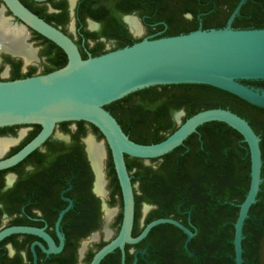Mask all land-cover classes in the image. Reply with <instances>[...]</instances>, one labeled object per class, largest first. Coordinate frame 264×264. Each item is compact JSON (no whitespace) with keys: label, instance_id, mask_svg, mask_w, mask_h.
<instances>
[{"label":"flooded vegetation","instance_id":"af4514ba","mask_svg":"<svg viewBox=\"0 0 264 264\" xmlns=\"http://www.w3.org/2000/svg\"><path fill=\"white\" fill-rule=\"evenodd\" d=\"M19 1L33 14L67 35L77 46L81 57L84 54L88 58L94 57L96 51L103 55L126 47L128 36L131 40L141 41L177 36L199 28H224L241 0H88V3L74 0L73 4L70 0ZM252 1L255 0H245L231 24L232 29L235 22L252 25L256 18L246 14L247 10L255 6ZM0 16L11 27L25 31V44L34 52V60L29 64H25L22 57L2 53L0 81L17 80L14 78L17 74L42 75L62 63V50L23 25L2 0ZM167 16L172 17L171 22L166 21ZM127 19L135 20L140 35L131 31ZM178 24L183 25V31L177 28ZM125 33L128 36H124ZM248 86L263 92L264 80H257ZM259 109L256 127L252 129L260 138L261 145L264 144V109ZM178 112H183L181 123L186 115L184 110L173 113L172 119L177 127L175 114ZM66 123L56 125L46 142L24 160L12 168L0 170V232L16 226L40 229L56 247L60 245L59 233L63 239L62 249L57 254L47 255L42 249H48L43 239L34 235L12 234L0 241V264H33L34 254L37 264H90L94 254L119 232L121 222L117 218L122 210L119 201L114 204V200L119 197L111 195L113 183L108 168L110 151L104 138L99 139L89 125L85 126L86 134L83 135L77 122ZM40 130L37 125L0 128V142L7 145L0 153V161L16 154ZM197 137L202 140L201 134ZM88 139L95 144L103 143L104 159L96 165L97 168L87 150ZM190 140V148L196 152L198 140L194 137ZM240 141L243 142L242 139ZM142 166L151 169L148 175L158 177L159 187L152 189L134 183L132 237L139 236L151 222L164 218L176 221L195 234L186 247L187 235L182 229L168 223L156 225L143 240L132 245L125 244L123 251L115 249L99 264H229L227 257L221 260L213 258L211 248L198 236L200 228L208 227L212 215L207 210L209 198L205 197L208 195L203 197L202 194H194L198 178L193 163L184 164L178 168V172L168 167L162 158L147 162L143 160ZM166 166L168 169L164 170ZM133 172L129 173L130 177ZM97 175H102L104 196L95 191ZM135 195L140 197L136 198ZM88 196L94 201L98 200L95 203L97 212L95 210L93 214L95 217L86 214L90 209L86 200ZM101 197H104L107 209L115 212L111 221H106ZM193 198L199 202L200 212L197 214L193 213L189 205ZM70 203L71 208L64 213L56 227L60 213ZM94 236L96 241H92ZM83 247L85 249L81 254ZM203 251L206 252L205 256ZM255 252L256 264H264V242Z\"/></svg>","mask_w":264,"mask_h":264},{"label":"water","instance_id":"95a60500","mask_svg":"<svg viewBox=\"0 0 264 264\" xmlns=\"http://www.w3.org/2000/svg\"><path fill=\"white\" fill-rule=\"evenodd\" d=\"M2 1L23 25L59 47L67 62L64 67L47 74L0 81V128L24 125L41 128L38 135L21 150L0 161V170L12 168L40 148L56 125L80 121L88 123L101 133L110 151L122 197L119 232L94 254L90 264H99L117 248L123 251L125 244L140 242L151 228L165 223L175 225L186 233L187 247L195 233L166 218L151 222L139 236L132 237L134 186L125 156L146 162L161 158L180 147L203 124L223 123L242 137L250 156L249 188L243 202L237 205L238 216L233 224L234 263L243 264V225L249 217L250 208L256 203L262 183L260 138L248 122L231 111L210 109L198 112L181 123L183 112H178L175 114L178 123L176 131L162 142L141 145L129 139L104 107L149 87L207 85L264 109V91L240 83L264 80V28L236 30L231 27L245 0L239 2L224 28H199L188 34L143 39L131 46L86 59L81 57L77 46L67 35L33 14L19 0ZM2 53L4 51H0V55ZM90 137L94 139L92 135ZM100 199L102 207L107 209L104 198ZM70 208L71 203L60 213L56 227ZM12 234L34 235L43 239L48 245V249L42 248L47 255L57 254L62 249L63 239L59 233L58 247L42 230L26 226L2 230L0 241ZM33 264H37L35 254Z\"/></svg>","mask_w":264,"mask_h":264},{"label":"trees","instance_id":"16d2710c","mask_svg":"<svg viewBox=\"0 0 264 264\" xmlns=\"http://www.w3.org/2000/svg\"><path fill=\"white\" fill-rule=\"evenodd\" d=\"M89 1L91 2L93 0ZM81 2L88 3V0H81ZM253 3L255 6L246 12L250 17L254 16L256 18L252 21V25L235 24V22L233 29L247 30L264 28V0H255ZM98 12L100 13L101 11ZM167 17L168 19L166 21L171 22L172 17ZM177 28L180 31L184 29L183 25L180 24L177 25ZM187 33L189 32H183V34ZM124 36L128 35L125 33ZM126 39V46H131L140 41L131 40L129 36ZM61 54L62 63L57 67L50 68L45 74L58 70L66 65L67 57L62 51ZM100 55L102 53L96 51L94 57ZM86 56L83 54V59H86ZM31 76L33 74L24 76L17 74L14 78L21 79ZM254 82L240 81L244 85H251ZM104 109L116 119L130 140L141 145L157 144L176 131L178 127L172 119V115L176 111H185L184 122L189 117L201 111L225 109L245 119L253 129L256 127L255 119L260 111L259 108L246 103L234 95L207 85L149 87L129 94L123 99L105 106ZM61 124L65 125L67 123ZM77 124H79L80 131H82L83 135L86 134L85 126L89 125L98 135L99 139L103 138L94 126L82 121L77 122ZM200 134L202 140H199L197 137ZM192 137L198 140L195 144L196 152L190 148V139ZM240 139L242 137L227 125L219 122H209L198 127L197 133L189 136L180 147L161 157L165 161V164L171 169H174L175 172H178V168L189 162L193 163V167L197 168L196 177L198 178V182L197 190H195L194 194H202L203 197L206 196L205 194L208 195L205 197L209 198L207 199V210L212 215V221L208 227L200 228L198 236H201L203 242L211 248L213 258L221 260V258L227 257L229 264H234L233 224L238 216L237 205L243 202L250 181V156L247 145L241 142ZM260 147L262 152L264 144L262 143ZM142 162V159L125 156L127 171L129 173L134 171L131 177L132 185L138 182L140 187L144 185L152 189L159 187L158 177L154 178L148 175L147 172L151 169L143 167ZM167 166L164 170L168 169ZM108 168L113 183L111 195L112 197H119L118 200L114 198V204L119 201L118 203L122 210L120 187L110 153L108 156ZM261 178L262 183L256 203L250 208L248 213L249 217L243 225V264H256L255 260L257 259V255L255 251L264 242L263 152ZM246 186L247 188L245 189L244 187ZM139 197L137 196L136 198ZM86 200L89 202L88 207H90L86 214L95 217L93 214H95V203H98V200L95 199L96 201H94L91 196H88ZM197 201L196 198H193V202L189 204L193 213L196 214L200 212L198 208L199 202ZM117 220L119 222L122 220L121 211ZM203 252L205 256L206 252ZM91 257L92 254H90L89 258Z\"/></svg>","mask_w":264,"mask_h":264},{"label":"bare ground","instance_id":"6f19581e","mask_svg":"<svg viewBox=\"0 0 264 264\" xmlns=\"http://www.w3.org/2000/svg\"><path fill=\"white\" fill-rule=\"evenodd\" d=\"M71 4H73L74 0H70ZM127 23L129 24V27L131 31L135 35H140V30L138 28L137 23L135 22L134 19H127ZM27 38V35L24 30L19 29V28H14L11 27L9 24L6 23L5 20H3L0 16V51H4L7 53H12L14 55H17L19 57H22L25 61V64L32 63L34 60V52L33 50L30 49L28 45L25 44V40ZM91 139L87 140L88 144V153L90 156V159L97 168V164L99 165L101 160L103 158V149L101 144H95L92 141H89ZM7 145L5 143L0 142V153H2L6 149ZM98 176V175H97ZM95 191L99 195H105L103 191V178L102 175L97 177V182L95 185ZM104 198V197H102ZM105 210V217L106 221L108 222L114 215L113 210ZM111 221V220H110ZM107 236L109 237L110 234L108 232L106 233ZM92 241H96V236L92 238ZM84 244L83 246H85ZM89 245V244H88ZM86 247V246H85ZM85 247L81 250V254L83 253Z\"/></svg>","mask_w":264,"mask_h":264}]
</instances>
